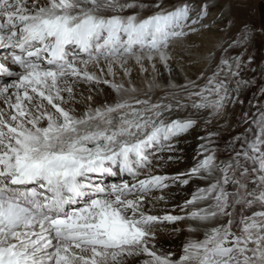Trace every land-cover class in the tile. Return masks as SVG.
<instances>
[{
	"label": "snow or ice",
	"instance_id": "6c2138e0",
	"mask_svg": "<svg viewBox=\"0 0 264 264\" xmlns=\"http://www.w3.org/2000/svg\"><path fill=\"white\" fill-rule=\"evenodd\" d=\"M231 8L0 0V264H264V67L249 75L257 31ZM145 62L167 81L142 90ZM192 133L193 163L169 173ZM181 231L179 256L158 246Z\"/></svg>",
	"mask_w": 264,
	"mask_h": 264
},
{
	"label": "bare ground",
	"instance_id": "6f19581e",
	"mask_svg": "<svg viewBox=\"0 0 264 264\" xmlns=\"http://www.w3.org/2000/svg\"><path fill=\"white\" fill-rule=\"evenodd\" d=\"M232 8L231 12L227 10L224 13V18L227 19L229 15H233L235 17H240L245 20H249V18L253 19V25H255L257 31V40L250 47L249 54L255 56L256 63L251 65L252 68H256L257 71L255 73L249 72V75H255L259 78V70L261 67H264V31H261V27L264 26V22L261 15V10L264 11V0H230ZM215 17H210L208 23H211L212 19ZM224 28L223 23H219L218 26H214L212 28L213 32H218L220 29ZM195 47L199 48L201 41L207 42L211 40L212 37L205 33L204 37H194ZM235 54V53H234ZM5 53L0 52V58L3 57ZM193 56L197 55V53L193 52ZM172 60L169 62L170 66L173 69L174 78L183 82L186 75L191 76V72L188 71L190 67V61L188 60L189 53L184 51L182 48L177 47L175 51L172 53ZM145 66L148 68V71L145 73L141 71L138 67H133L131 69L132 72V80L142 89L147 90V85L151 83L153 80L156 83H165L169 78L168 72L165 67L159 63H157L156 69L153 70L151 66L145 62ZM183 70V71H182ZM6 78L0 77V83L5 82ZM82 89L86 91V86H81ZM108 89H105L107 92ZM153 91L156 95L162 94V89L154 88ZM111 95L108 96L110 100ZM248 98L251 99V93L248 94ZM104 99V93H99L97 96V100L101 101ZM83 105H78V108ZM198 141L196 139V133H192L189 135L184 141L181 142L180 148L183 149L181 153L184 159L180 162H176L168 167L166 170L169 173L178 172L183 170L186 167L191 166L193 163V157L196 154ZM106 184L111 183H119L120 179H106ZM176 200L183 201L184 198L188 196V191H176L174 193ZM186 240L185 233L183 231L179 233H162L158 238V246L163 247L166 251L174 252L177 256L180 255L182 243Z\"/></svg>",
	"mask_w": 264,
	"mask_h": 264
},
{
	"label": "rangeland",
	"instance_id": "374dc122",
	"mask_svg": "<svg viewBox=\"0 0 264 264\" xmlns=\"http://www.w3.org/2000/svg\"><path fill=\"white\" fill-rule=\"evenodd\" d=\"M261 15H262V19H263V22H264V11H263V9L261 10ZM248 21H249L251 24H253V22H255V21H254V18H253V19L249 18Z\"/></svg>",
	"mask_w": 264,
	"mask_h": 264
}]
</instances>
